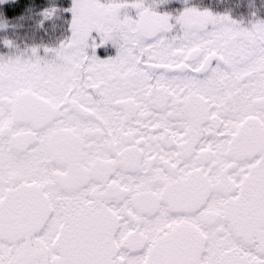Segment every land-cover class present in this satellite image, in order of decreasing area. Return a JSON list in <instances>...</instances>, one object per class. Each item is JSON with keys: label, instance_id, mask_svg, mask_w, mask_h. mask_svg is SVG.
Listing matches in <instances>:
<instances>
[{"label": "flooded vegetation", "instance_id": "1", "mask_svg": "<svg viewBox=\"0 0 264 264\" xmlns=\"http://www.w3.org/2000/svg\"><path fill=\"white\" fill-rule=\"evenodd\" d=\"M238 1L188 28L0 0L41 34L0 57V264H264V8Z\"/></svg>", "mask_w": 264, "mask_h": 264}, {"label": "rangeland", "instance_id": "2", "mask_svg": "<svg viewBox=\"0 0 264 264\" xmlns=\"http://www.w3.org/2000/svg\"><path fill=\"white\" fill-rule=\"evenodd\" d=\"M49 0H44L48 3ZM107 7H123L126 16H134L133 9L140 8L142 11L151 10L153 13H160L165 17L170 12L174 16L178 12L185 26H194L205 22H212L213 13L220 7H228L232 0H96ZM240 5L250 8V11L264 8V0H239ZM237 2L238 4L240 2ZM233 3H235L233 1ZM236 5V4H232ZM176 9V14L173 12ZM139 10V9H138ZM0 12V57H35L38 53L41 34L37 29L27 26H15V23L6 21ZM199 16V17H197ZM203 18H202V17ZM197 22V23H195ZM205 31H209L208 26H204ZM210 32V31H209ZM68 53L61 54V57H68ZM48 57H52L48 55Z\"/></svg>", "mask_w": 264, "mask_h": 264}, {"label": "water", "instance_id": "3", "mask_svg": "<svg viewBox=\"0 0 264 264\" xmlns=\"http://www.w3.org/2000/svg\"><path fill=\"white\" fill-rule=\"evenodd\" d=\"M141 32L149 39L154 38L159 32V25L155 21H147L141 24Z\"/></svg>", "mask_w": 264, "mask_h": 264}]
</instances>
